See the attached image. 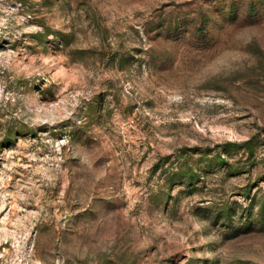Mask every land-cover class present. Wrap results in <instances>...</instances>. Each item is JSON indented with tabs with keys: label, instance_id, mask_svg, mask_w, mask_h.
<instances>
[{
	"label": "rangeland",
	"instance_id": "1",
	"mask_svg": "<svg viewBox=\"0 0 264 264\" xmlns=\"http://www.w3.org/2000/svg\"><path fill=\"white\" fill-rule=\"evenodd\" d=\"M0 264H264V0H0Z\"/></svg>",
	"mask_w": 264,
	"mask_h": 264
},
{
	"label": "trees",
	"instance_id": "2",
	"mask_svg": "<svg viewBox=\"0 0 264 264\" xmlns=\"http://www.w3.org/2000/svg\"><path fill=\"white\" fill-rule=\"evenodd\" d=\"M200 22V21H199ZM204 24L205 22H200V25L196 28V31L199 33V34H203V31L205 29L204 27ZM245 148V151L251 155L252 151H253V146L251 144V141L250 139L246 140L243 142L242 144ZM215 158H218V155L215 157ZM220 161V160H219ZM186 177H187V182L190 181V179L194 176V172L191 170V169H187L186 171L183 172Z\"/></svg>",
	"mask_w": 264,
	"mask_h": 264
}]
</instances>
